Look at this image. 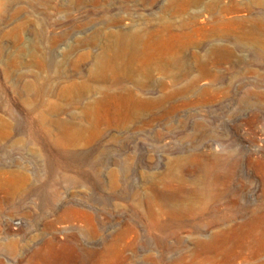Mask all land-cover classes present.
Segmentation results:
<instances>
[{"label": "rangeland", "instance_id": "374dc122", "mask_svg": "<svg viewBox=\"0 0 264 264\" xmlns=\"http://www.w3.org/2000/svg\"><path fill=\"white\" fill-rule=\"evenodd\" d=\"M262 95L264 0H0V264H235L133 193L187 142L264 141Z\"/></svg>", "mask_w": 264, "mask_h": 264}, {"label": "bare ground", "instance_id": "6f19581e", "mask_svg": "<svg viewBox=\"0 0 264 264\" xmlns=\"http://www.w3.org/2000/svg\"><path fill=\"white\" fill-rule=\"evenodd\" d=\"M178 160V178L166 172L144 191L133 193L149 231L162 244L167 238L188 242L195 252L221 251L223 245L236 242L235 264H264V208L254 198V177L264 176V141L187 142Z\"/></svg>", "mask_w": 264, "mask_h": 264}]
</instances>
